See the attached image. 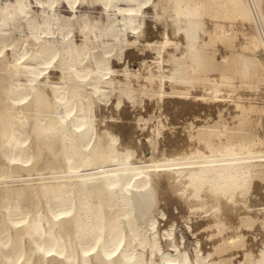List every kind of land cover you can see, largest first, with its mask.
<instances>
[{
  "label": "bare ground",
  "instance_id": "1",
  "mask_svg": "<svg viewBox=\"0 0 264 264\" xmlns=\"http://www.w3.org/2000/svg\"><path fill=\"white\" fill-rule=\"evenodd\" d=\"M0 264H264V0H0Z\"/></svg>",
  "mask_w": 264,
  "mask_h": 264
},
{
  "label": "rangeland",
  "instance_id": "2",
  "mask_svg": "<svg viewBox=\"0 0 264 264\" xmlns=\"http://www.w3.org/2000/svg\"><path fill=\"white\" fill-rule=\"evenodd\" d=\"M31 8H32V13L34 14L37 13L40 9L36 3H32ZM56 12L62 18H66V17L76 18L79 15L87 14L91 18L96 19L97 21L99 19L100 22L103 20L105 16L104 12L100 8V6H98V4L83 3V4H80L76 9H71L70 7H68V5L64 1H62L60 4L56 6ZM147 20L152 21V13H148ZM73 36L76 41L81 40V38L79 37L76 31L74 32ZM133 49L135 50V52H137V54L145 57L146 60L148 61L151 60V56L153 55L152 52L147 51L146 53H143V52L137 51L135 48ZM141 61L142 60L127 61V63L130 66V69H137ZM131 117L132 118L135 117V113L132 114ZM142 138L145 139L144 137Z\"/></svg>",
  "mask_w": 264,
  "mask_h": 264
}]
</instances>
